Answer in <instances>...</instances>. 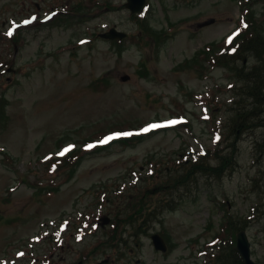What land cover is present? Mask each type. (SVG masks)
I'll use <instances>...</instances> for the list:
<instances>
[{
	"label": "rangeland",
	"instance_id": "rangeland-1",
	"mask_svg": "<svg viewBox=\"0 0 264 264\" xmlns=\"http://www.w3.org/2000/svg\"><path fill=\"white\" fill-rule=\"evenodd\" d=\"M21 1L0 0V26L5 32L34 13L25 9L21 14ZM76 1L81 0H70V5ZM125 2L101 0L100 7L79 13L73 26L54 23L39 35L38 28H32L25 33L31 43L16 59L13 43L0 39V69H8V60H14L16 69L0 78V100L5 102L0 108V263L4 256L16 264H43L46 257L51 264L57 257L60 264L75 263L79 250L112 230L109 224L92 229L91 223L113 217V199L119 209L124 207L125 190H156L165 185L160 182L166 174L185 175L180 161L201 146L214 150L226 145V153L235 149L227 148L224 126L237 93L228 84L241 87L242 82L228 79L224 68L211 66L204 74L197 72L194 62H187L211 44H226V36L240 24L235 21L242 0H149L150 7L138 19L123 7ZM250 5L257 13L264 9ZM210 18L215 22L197 26ZM143 19L149 20L141 24ZM110 26L128 32L129 38L122 44L98 38ZM206 115L208 119L203 118ZM256 121L261 126H253L236 141L233 169L219 178L192 174L185 185L167 189L164 198L171 204L148 222L144 235L135 242L131 239L126 248L102 251L85 264H96L107 255L112 264H206L209 258L204 252L224 231L226 216L242 224L247 221L253 257L264 262V112L250 125ZM154 124L164 126L150 128ZM120 128L139 129L145 139L130 146L114 142L103 154L88 152L65 183L68 172L50 174L45 169V156L63 144L75 142L77 149H84L87 141H93L100 146L96 139ZM218 133L224 137L216 143ZM34 175L44 184L48 180L60 184V190L35 192ZM84 222L94 235L79 240ZM156 232L167 241L168 252L155 249L151 235ZM57 237L65 252L53 243ZM19 249L23 256L17 254ZM122 253L123 259L118 257Z\"/></svg>",
	"mask_w": 264,
	"mask_h": 264
},
{
	"label": "water",
	"instance_id": "water-1",
	"mask_svg": "<svg viewBox=\"0 0 264 264\" xmlns=\"http://www.w3.org/2000/svg\"><path fill=\"white\" fill-rule=\"evenodd\" d=\"M144 3H145V0H129L128 6L132 8L133 11H139L143 7ZM213 21L214 20L206 21L202 23L200 26L207 25L209 23H212ZM104 36L111 37V38H116V37L123 38L125 37V34L122 32H118L116 29H112L109 33L104 34ZM127 78L128 77H124L125 80ZM153 238H154V242H155L157 249L166 250L164 241L158 235H155ZM238 248L241 251L243 257L245 258L247 264H256L251 260L250 244L246 237L245 232H242L239 236Z\"/></svg>",
	"mask_w": 264,
	"mask_h": 264
},
{
	"label": "trees",
	"instance_id": "trees-1",
	"mask_svg": "<svg viewBox=\"0 0 264 264\" xmlns=\"http://www.w3.org/2000/svg\"><path fill=\"white\" fill-rule=\"evenodd\" d=\"M260 39L259 38H256L254 39L255 43H247V45L249 47H252L254 48L255 46L258 47V51H264V43H262L261 41H259ZM259 41V42H258ZM260 48V49H259ZM248 117V114L244 115L242 117L243 120H246L247 117ZM243 124V123H242ZM244 125V124H243ZM245 126V125H244ZM70 163H72V159L69 160V162H66V166H68ZM209 167H204V165L200 164L199 166V170H202V169H208ZM141 206L140 207H143L144 205L143 204H140ZM150 205H152V203H150ZM137 202H135L134 204L131 205V207L128 209L130 211H134L136 208H137ZM145 210V208L141 209V210H136L137 212H143ZM150 214H153V215H156V211H153L151 212ZM234 252L236 253V251L234 250ZM229 263L231 264H244L243 261L240 259L239 255L236 253L234 256L231 255V257L229 258Z\"/></svg>",
	"mask_w": 264,
	"mask_h": 264
},
{
	"label": "snow or ice",
	"instance_id": "snow-or-ice-1",
	"mask_svg": "<svg viewBox=\"0 0 264 264\" xmlns=\"http://www.w3.org/2000/svg\"><path fill=\"white\" fill-rule=\"evenodd\" d=\"M31 21H24L25 24L30 23ZM245 27H247V25H245ZM237 33H234L233 35H236ZM9 35H11V32H9ZM232 42V37L228 38V43ZM170 123H178V121H171ZM164 125H159V124H154L151 125L150 128H158V127H163ZM149 129H144V131H148ZM117 135H131V133H118ZM114 137H107L105 140L101 141V143H107L108 140L113 139ZM218 139V137H217ZM91 147V145L89 146ZM69 149H65V152L68 151ZM64 153H60V155H63Z\"/></svg>",
	"mask_w": 264,
	"mask_h": 264
},
{
	"label": "flooded vegetation",
	"instance_id": "flooded-vegetation-1",
	"mask_svg": "<svg viewBox=\"0 0 264 264\" xmlns=\"http://www.w3.org/2000/svg\"><path fill=\"white\" fill-rule=\"evenodd\" d=\"M66 2H67V0H66ZM68 4V3H67ZM59 13H62L63 15H65V16H67V14H69L70 13V11H67V10H60V12Z\"/></svg>",
	"mask_w": 264,
	"mask_h": 264
}]
</instances>
